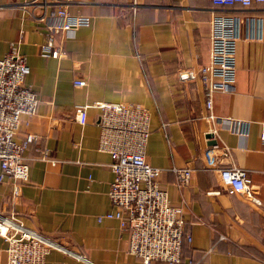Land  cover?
Instances as JSON below:
<instances>
[{
	"label": "crops",
	"instance_id": "1",
	"mask_svg": "<svg viewBox=\"0 0 264 264\" xmlns=\"http://www.w3.org/2000/svg\"><path fill=\"white\" fill-rule=\"evenodd\" d=\"M29 1L0 0V58L18 49L30 68L26 84L40 100L15 137H36L25 152L29 182L15 199L12 181H0V213L16 214L67 250H53L46 264H144L129 253V233L116 219L99 220L113 209L114 173L110 154L98 148L94 107L142 105L151 116L146 159L162 169L160 185L183 208L193 238L180 264H264V4L225 10L211 0H73L69 11L91 17V25L54 34L56 0L25 7ZM215 13L263 20L261 40L242 25L235 89L213 100L212 113L249 123L248 136L212 132L198 71L210 56ZM51 37L64 49L60 58L41 52ZM183 71L193 76L183 80ZM79 79L87 84L75 86ZM81 106H89L85 125L77 118ZM42 149L52 161L41 159ZM230 166L247 171L260 205L226 191L220 169ZM184 168L192 177L181 187L175 169ZM7 246L0 236V264H8Z\"/></svg>",
	"mask_w": 264,
	"mask_h": 264
},
{
	"label": "built area",
	"instance_id": "2",
	"mask_svg": "<svg viewBox=\"0 0 264 264\" xmlns=\"http://www.w3.org/2000/svg\"><path fill=\"white\" fill-rule=\"evenodd\" d=\"M73 0L54 1L57 5L51 17L57 23L51 29L54 34L88 27L92 19L85 15H73L68 4ZM216 9H249L264 0H211ZM49 0H32L28 5H48ZM51 4V3H50ZM59 4V5H58ZM249 25V38L263 39L262 18L232 13H215L210 21V56L199 68V77L206 93L209 119L217 128H226L231 133L248 136L250 125L245 121L217 118L213 113L216 93H231L235 89L237 76V48L242 25ZM41 52L54 58L64 55V49L56 47L54 37L42 44ZM30 68L25 57L13 48L0 58V181H12V196L19 199L22 188L30 179V159L25 156L28 146L36 141L27 135L23 142L15 137L23 123V117L33 116L40 100L34 90L26 84ZM192 72L183 71L181 79H189ZM75 86L83 87L85 80H75ZM88 107L77 110L78 122L87 123ZM100 110L99 150L110 154L114 180L109 197L112 210L101 215L99 220L116 219L120 227L129 233L128 251L144 264H180L185 243H191L192 234L186 227L183 208L172 203L168 191L159 182L162 169L154 167L146 159V148L151 136L150 112L142 105L99 102ZM27 124V122H26ZM264 144V127L261 136ZM41 159L52 161L48 149L41 150ZM178 183L187 186L192 169H175ZM220 177L230 195H241L257 205L258 189L247 171L237 166L220 169ZM0 236L8 246V264H46L53 250L67 251L53 239L27 227L16 214L0 213ZM190 264H199L190 261Z\"/></svg>",
	"mask_w": 264,
	"mask_h": 264
},
{
	"label": "water",
	"instance_id": "3",
	"mask_svg": "<svg viewBox=\"0 0 264 264\" xmlns=\"http://www.w3.org/2000/svg\"><path fill=\"white\" fill-rule=\"evenodd\" d=\"M208 138H212V135H209ZM212 144H216V141H212Z\"/></svg>",
	"mask_w": 264,
	"mask_h": 264
}]
</instances>
